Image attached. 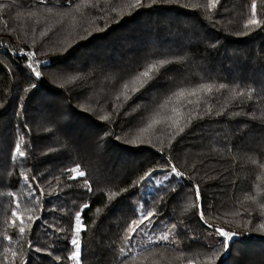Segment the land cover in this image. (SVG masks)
I'll return each instance as SVG.
<instances>
[{
	"label": "trees",
	"instance_id": "obj_1",
	"mask_svg": "<svg viewBox=\"0 0 264 264\" xmlns=\"http://www.w3.org/2000/svg\"><path fill=\"white\" fill-rule=\"evenodd\" d=\"M135 3L0 0V264H264V0Z\"/></svg>",
	"mask_w": 264,
	"mask_h": 264
},
{
	"label": "snow or ice",
	"instance_id": "obj_2",
	"mask_svg": "<svg viewBox=\"0 0 264 264\" xmlns=\"http://www.w3.org/2000/svg\"><path fill=\"white\" fill-rule=\"evenodd\" d=\"M219 2V0H208V9L211 10L213 9L216 4ZM141 3V0H136L135 5H133V7L139 6ZM2 7V6H0ZM255 8L256 5L255 3H253L252 5V9H253V18L250 19L247 24L245 25V27H248L249 25H257L259 26V22L254 18L255 17ZM45 64L49 63L48 61L44 62ZM160 66H163L164 64L168 63V61L166 60H160L159 61ZM158 71L157 66L155 64L150 65L147 70L140 72L136 77H135V81H134V86H132L130 88V91L132 93V95H137L141 92H143L145 89H147L150 84L152 83L153 79H155V73ZM37 76H39V72L36 73ZM80 77L78 76H72L70 77L71 80L75 81L77 79H79ZM205 91H211V86H203ZM221 88L224 87V85H220ZM124 89L127 92L129 90V85L125 84L124 85ZM175 95L177 97H184L186 95V93L182 90L178 93H175ZM187 95L189 96H193L196 95V92H188ZM132 98V96H128L125 95V100H130ZM167 101L165 102L166 105ZM188 103H192V101H188ZM165 105H161V107H164ZM173 111L176 113V115L179 117L180 112L178 109H173ZM102 119H107V117H102ZM169 120H172V126L176 127L179 125L180 121L179 119H175L173 120L172 117L168 118ZM161 123V120H157L154 119L152 121L151 124H149V127H152L153 124H159ZM184 129L180 128V132H183ZM23 144V138L21 137L20 141L18 143H16L15 145V151L13 153V159H15L17 156L23 158L25 157V151H23L21 149V145ZM71 172L74 173V175L72 177H70L71 179H76L77 177H85L86 173L84 171L79 170V166H77L76 168H73L70 170ZM154 171H149L148 173H146L143 177H141V181L143 182V184H147L149 182L152 181L153 176H154ZM171 174H174L175 177L178 178H182V173L179 172L175 166H173L171 168ZM88 182L85 181V184H87ZM88 190L91 191V187H88ZM113 196L116 195V193L112 194ZM196 199L199 200L200 199V193H199V188L197 186V192H196ZM89 207V205H84V208ZM83 211V209H81V211H78L76 213V227H75V232L77 234V237L79 236V234L84 230V226L81 224V212ZM13 216H16V213L13 212L12 213ZM154 214L153 213H147L146 210L142 212L141 217L139 218V222L137 223L136 221H133V227L131 228V231L127 237L128 242L130 243L131 240L134 238V235L136 233H138L142 227L145 226V223H151V219L153 218ZM19 219V217H17ZM201 218L203 219V212H201ZM23 222V221H21ZM209 227H211V225H209ZM20 233L23 234L25 229L23 227H21L19 229ZM216 232H218L220 234L221 237H223L224 239L220 241V243L223 245L225 252H227L230 249L231 246V242L233 240V238L236 236V233L233 232H229V231H224L223 229L217 228ZM164 239H167V237H164ZM71 243L75 246L76 248V252L73 253V256L70 257L71 259L76 260L78 255H79V249H80V241L78 238H73ZM123 251V250H122ZM13 255H15V253H13ZM77 264H79V261H77ZM189 264H191V261H189Z\"/></svg>",
	"mask_w": 264,
	"mask_h": 264
},
{
	"label": "rangeland",
	"instance_id": "obj_3",
	"mask_svg": "<svg viewBox=\"0 0 264 264\" xmlns=\"http://www.w3.org/2000/svg\"><path fill=\"white\" fill-rule=\"evenodd\" d=\"M76 248L74 247L71 252H69L64 258H63V264H77V259H71L70 257L73 256V253L76 252Z\"/></svg>",
	"mask_w": 264,
	"mask_h": 264
}]
</instances>
